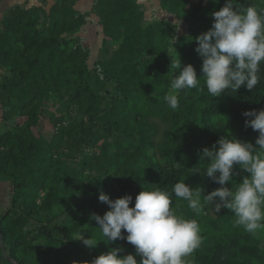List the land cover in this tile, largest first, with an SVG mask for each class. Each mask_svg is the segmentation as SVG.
<instances>
[{
	"label": "trees",
	"instance_id": "trees-1",
	"mask_svg": "<svg viewBox=\"0 0 264 264\" xmlns=\"http://www.w3.org/2000/svg\"><path fill=\"white\" fill-rule=\"evenodd\" d=\"M76 1L55 0L49 12L19 8L0 28V181L12 186L0 213L1 264H90L118 247L121 256L135 255L126 239L106 245L90 219L110 210L101 192L112 200L131 195L133 207L142 186L171 190L185 180L207 195L220 186L201 176L202 150L223 135L253 144L259 135L242 113L264 109V64L253 91L214 98L195 52V38L225 0H158L188 25L182 35L178 22L149 18L142 0H95L87 14ZM251 2L264 8V0ZM93 14L101 39L94 62L81 37ZM177 56L194 66L200 85L182 91L173 111L164 96L179 72L170 69ZM172 207L200 225L203 242L187 258L193 264H264V241L235 226L234 213L198 214L175 198ZM82 236L98 245L85 246Z\"/></svg>",
	"mask_w": 264,
	"mask_h": 264
},
{
	"label": "clouds",
	"instance_id": "clouds-1",
	"mask_svg": "<svg viewBox=\"0 0 264 264\" xmlns=\"http://www.w3.org/2000/svg\"><path fill=\"white\" fill-rule=\"evenodd\" d=\"M212 18L211 28L195 38V52L202 59L201 72L209 95L217 98L225 90L238 92L242 87L253 91L261 81L260 66L264 64V8L251 0L246 7L238 0H225ZM171 68L179 72L172 77L164 101L175 111L179 94L199 88L200 79L194 66H182L178 56ZM242 115L246 118L245 127L259 135L254 144L223 135L211 149L202 150L200 161L206 160L207 167L201 176L220 186L207 195L203 187H193L185 180L176 182L171 190L159 185L142 186L133 207L131 195L112 200L101 192L99 201L110 210L102 217L93 214L90 219L98 225L106 245L126 239L135 247V255L121 256L123 248H110L90 264H193L187 258L203 242L201 228L197 220L177 214L172 207L174 198L186 201L187 207L198 214L206 207L215 213L227 209L234 213L235 226L248 233L264 229V109L245 111ZM241 172L247 175L237 184L235 177ZM228 184H232L231 189ZM78 240L90 248L98 245L89 237Z\"/></svg>",
	"mask_w": 264,
	"mask_h": 264
},
{
	"label": "crops",
	"instance_id": "crops-1",
	"mask_svg": "<svg viewBox=\"0 0 264 264\" xmlns=\"http://www.w3.org/2000/svg\"><path fill=\"white\" fill-rule=\"evenodd\" d=\"M54 2L55 0H0V28L6 18L12 15V13L17 11L19 8L30 9L33 7L43 6L47 12H49ZM94 2L95 0H77L75 9L82 14H87L94 8ZM143 4L147 8L146 14L148 15L151 8L148 7L146 2ZM11 194V184L9 182L0 181V213L11 205Z\"/></svg>",
	"mask_w": 264,
	"mask_h": 264
},
{
	"label": "rangeland",
	"instance_id": "rangeland-1",
	"mask_svg": "<svg viewBox=\"0 0 264 264\" xmlns=\"http://www.w3.org/2000/svg\"><path fill=\"white\" fill-rule=\"evenodd\" d=\"M143 3L146 2L148 7L151 8L150 12H148V16L151 19H170L173 20V22L177 23L178 20L175 17H169L163 10L160 8V3L158 0H142ZM150 19V20H151ZM180 25L179 28V35L187 34L188 33V25L184 24L183 22H178ZM99 23L97 22V19L95 17V14L91 16V19L89 20V23L85 28H83L82 38H83V44L87 47H90L93 54V61L95 60V55L99 52V49L101 47V39L99 34ZM54 110V109H53ZM1 115H2V109L0 107V121H1ZM1 128V125H0ZM207 211L212 213L213 216H218L219 213H222L224 209H221L219 213H215L214 210L211 209V207H206ZM256 235L259 239L264 241V229L258 230L256 232Z\"/></svg>",
	"mask_w": 264,
	"mask_h": 264
},
{
	"label": "water",
	"instance_id": "water-1",
	"mask_svg": "<svg viewBox=\"0 0 264 264\" xmlns=\"http://www.w3.org/2000/svg\"><path fill=\"white\" fill-rule=\"evenodd\" d=\"M165 20H168V21H170V22H172V23H175V22H173V20H170V19H165ZM0 235H1V232H0ZM8 261L10 262V263H12V264H18L16 261H14L13 259H11V258H8Z\"/></svg>",
	"mask_w": 264,
	"mask_h": 264
}]
</instances>
